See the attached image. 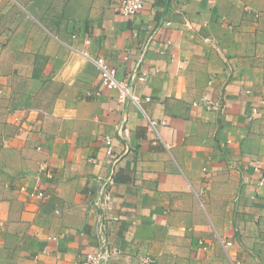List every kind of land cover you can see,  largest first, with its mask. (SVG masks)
<instances>
[{
	"label": "crops",
	"instance_id": "crops-1",
	"mask_svg": "<svg viewBox=\"0 0 264 264\" xmlns=\"http://www.w3.org/2000/svg\"><path fill=\"white\" fill-rule=\"evenodd\" d=\"M145 1L124 16L119 0H0V264L99 247L104 136L108 264H264V0ZM84 53L120 81L147 72L130 86L141 109ZM202 97L225 113L193 107Z\"/></svg>",
	"mask_w": 264,
	"mask_h": 264
},
{
	"label": "built area",
	"instance_id": "built-area-1",
	"mask_svg": "<svg viewBox=\"0 0 264 264\" xmlns=\"http://www.w3.org/2000/svg\"><path fill=\"white\" fill-rule=\"evenodd\" d=\"M145 0H119L117 4L116 11L124 16H135L145 8ZM142 50V48H141ZM87 60H89L94 67L97 69L100 82L107 90H114L119 92L123 97L133 100L137 107L141 109V103L135 100L131 93H130V86L133 84L135 80L142 81L146 78L147 72L134 70L131 75L126 78L125 80H118L116 77L117 70L115 67L111 66L107 60L102 56L90 57L87 54H83ZM127 57H124L126 60ZM150 99L145 98L144 102H148ZM193 107L201 108L203 110L214 112L218 115H223L226 110V103L222 98L218 100H211L207 97H202L198 101L192 103ZM257 113V109H252V116L249 117L250 120L253 119V115ZM147 120V128L149 131L154 133L158 136L157 133V126L158 122L149 119L146 117ZM163 124L162 122L160 123ZM105 146V155L107 161L110 165V170L108 175L102 180L100 184V188L97 192V197L93 203V206L98 213L100 218L99 224V239L100 245L98 248L91 252H87L84 255V258L81 262H77L75 264H108V262L121 254V252L110 246L105 237L103 236V222L109 221V217L107 216L106 212L110 209L111 201H112V193L111 189L114 185V177H115V164L117 161V157H115L113 152V141L112 137L104 136L102 140ZM43 170V167L40 169ZM259 168L256 167L255 171H258ZM264 174V172H263ZM259 187H264V176H261L257 182ZM22 191H25V188H21ZM27 192V191H26ZM27 196L32 199H41L45 197V193L40 190H33L27 192ZM201 246L206 248L202 242H199ZM226 246H230L231 243H225ZM231 264H241L238 258L230 259ZM139 264H154L152 258L145 256L139 260Z\"/></svg>",
	"mask_w": 264,
	"mask_h": 264
}]
</instances>
